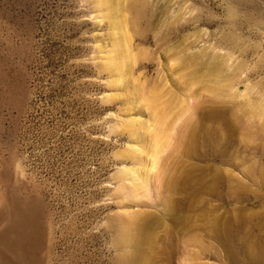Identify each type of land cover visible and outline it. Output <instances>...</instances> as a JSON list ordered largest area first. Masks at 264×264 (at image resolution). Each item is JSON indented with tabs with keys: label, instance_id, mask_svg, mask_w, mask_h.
<instances>
[{
	"label": "rangeland",
	"instance_id": "1",
	"mask_svg": "<svg viewBox=\"0 0 264 264\" xmlns=\"http://www.w3.org/2000/svg\"><path fill=\"white\" fill-rule=\"evenodd\" d=\"M262 103L264 0H0V264H264Z\"/></svg>",
	"mask_w": 264,
	"mask_h": 264
},
{
	"label": "bare ground",
	"instance_id": "2",
	"mask_svg": "<svg viewBox=\"0 0 264 264\" xmlns=\"http://www.w3.org/2000/svg\"><path fill=\"white\" fill-rule=\"evenodd\" d=\"M128 1H132V9L133 10H135L138 14H141L142 12H144V7L146 6V1L147 0H128ZM126 37V36H125ZM217 73V72H216ZM251 100V99H250ZM150 102H152L153 104H154V102L152 101V100H150ZM251 104H253V103H251ZM255 105V104H254ZM260 106V105H259ZM250 107H252V106H250ZM254 108V107H253ZM257 108H259L258 106H257ZM260 109L261 110H264V104L262 103L261 104V106H260ZM252 110V109H251ZM257 109H255V110H253V112L255 111L256 113H259L258 111H256ZM259 110V109H258ZM255 112H254V114H255ZM263 113H264V111H263ZM259 116V115H258ZM264 126V125H263ZM262 126V127H263ZM262 134H264V128H262ZM157 149V148H156ZM238 190V191H237ZM236 191H237V193L239 194V195H241V194H243V191H247L248 192V188L246 187V186H243V187H240V186H238V189H237ZM236 191L233 193L234 195H236ZM238 195V196H239ZM237 196V195H236ZM235 196V197H236ZM234 197V196H233ZM234 197V198H235ZM240 198V197H239ZM141 229H142V231L143 232H145V227L144 226H141L140 227Z\"/></svg>",
	"mask_w": 264,
	"mask_h": 264
}]
</instances>
